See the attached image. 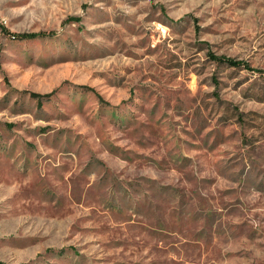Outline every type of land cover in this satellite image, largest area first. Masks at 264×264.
<instances>
[{
    "label": "rangeland",
    "instance_id": "374dc122",
    "mask_svg": "<svg viewBox=\"0 0 264 264\" xmlns=\"http://www.w3.org/2000/svg\"><path fill=\"white\" fill-rule=\"evenodd\" d=\"M0 264H264V0H0Z\"/></svg>",
    "mask_w": 264,
    "mask_h": 264
},
{
    "label": "trees",
    "instance_id": "16d2710c",
    "mask_svg": "<svg viewBox=\"0 0 264 264\" xmlns=\"http://www.w3.org/2000/svg\"><path fill=\"white\" fill-rule=\"evenodd\" d=\"M42 34L43 33H41V32H23V33L13 34V36L19 37V38H33L36 36H40ZM212 57L216 60L226 61L231 65H239L240 64V62L238 60L233 59V58L224 57V56H216V55H213ZM51 93H52V91L49 93H45V94L30 92V95L33 97L41 98V97H46V96L50 95Z\"/></svg>",
    "mask_w": 264,
    "mask_h": 264
}]
</instances>
